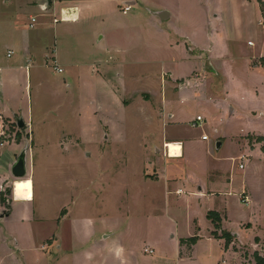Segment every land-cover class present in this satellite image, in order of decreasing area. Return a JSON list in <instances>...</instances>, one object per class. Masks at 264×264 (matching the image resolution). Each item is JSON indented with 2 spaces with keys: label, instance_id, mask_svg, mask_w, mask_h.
<instances>
[{
  "label": "rangeland",
  "instance_id": "1",
  "mask_svg": "<svg viewBox=\"0 0 264 264\" xmlns=\"http://www.w3.org/2000/svg\"><path fill=\"white\" fill-rule=\"evenodd\" d=\"M123 1L83 0L81 20L75 23H64L57 15L54 24L52 8L47 12L51 15H38V8L34 29L25 30L28 15L20 17L15 31L3 29L0 96L19 103L20 111H14L27 125L20 130L13 114L12 124L1 120L0 182L6 180L0 193V264H256L255 253L264 257V157L256 136L264 135V71L250 65L264 47V28L257 27L251 37L244 32L241 39L231 30L229 37L218 36L216 25L208 21L213 14L222 21L227 0H139L152 9L163 5L173 11L172 22L162 23L166 36L146 20L138 4L123 15ZM224 22L227 30L229 20ZM26 32L43 37L29 72L18 50L7 57L12 36L27 38ZM154 38L163 41L155 47ZM165 38H176L183 50L165 48ZM194 45L202 55L195 50L194 61L170 67ZM211 48L219 55L220 74H206L199 87L179 94L175 92L186 80L159 77L169 67L184 73L199 68L202 73ZM55 49L63 73L53 69ZM128 61L139 65L129 68L125 79L101 66ZM148 78L155 82L151 90ZM113 87H118L120 106ZM163 94L168 109L165 125L159 127L145 117L150 110L142 103H151L159 115ZM198 115L204 121L194 127ZM106 116L111 122H105ZM153 130L161 136L164 132L168 140L189 142L186 158L167 159L165 145L160 154L154 148L143 154L138 144L141 137L151 142ZM217 142L223 143L219 149ZM250 147L258 152L251 153ZM24 149L28 175L17 179L11 167ZM165 167L183 177L170 190L153 178ZM186 168L206 190L220 192L217 184L224 185L231 196L199 195L185 179ZM25 179L33 182L34 200L16 201L14 183ZM178 187L182 195L176 194ZM243 193L250 206L242 203ZM211 210L226 212V233L240 232L230 243L235 251L227 249L225 239L206 236L212 228L206 218ZM3 212L9 215L2 218ZM196 227L201 240L191 257L183 252L180 258L178 237L193 236ZM147 246L153 255L144 253ZM101 252L108 257H100Z\"/></svg>",
  "mask_w": 264,
  "mask_h": 264
},
{
  "label": "crops",
  "instance_id": "2",
  "mask_svg": "<svg viewBox=\"0 0 264 264\" xmlns=\"http://www.w3.org/2000/svg\"><path fill=\"white\" fill-rule=\"evenodd\" d=\"M78 2V4H74L73 2H75V0H0V39L2 38V34H3V29L9 28V29H13L15 31V29H18L19 26V22L18 20L20 19L21 16H29V18L31 19V21H29L28 23V27H25V30L27 29H34L35 25L37 23V16H33L34 12L36 10H39L38 8L41 9V14L38 15H51V13H47L48 11H50V9L52 8V12L55 15L54 20H58L56 17L57 15L60 16V21L64 22V23H75V22H79L81 20V14L83 12L82 7L80 5H83V0H76ZM123 1V0H122ZM124 5L126 6H130L131 9L127 12H122L123 15H128L129 12H131L133 10V6L137 5L140 10H142L143 12H145L144 14H146V20L149 23H153V26L156 27V30L160 31L161 34L164 33V29L162 26V23H167V22H172L173 18H174V13L172 10L165 8V6L160 5L158 6L159 8L156 9H152L150 8V6H146V4H144V2H140L139 0H124L122 2ZM126 3V4H125ZM125 6V7H126ZM155 6V4H154ZM216 7V5H215ZM142 11H140L142 13ZM161 11H166L168 15H166L165 19H161L158 15L153 14L152 12H161ZM37 15V14H36ZM2 16H7L5 19L1 18ZM143 16V13H142ZM212 19H210L208 22L212 25H216V32H218V36H221L223 38L229 37L230 36V30L233 33V35L237 38V39H241L244 37V32H247L248 35L251 37L254 34L256 35V29L257 27H262L264 25V0H227V12L223 13V18L222 21L219 18L218 14H213L212 15ZM46 17V16H45ZM33 18L36 19L33 22ZM216 19H218V22L216 21ZM229 20V24H227V30L224 29V25H225V20ZM54 24H57L53 21ZM171 31V30H170ZM172 32V31H171ZM27 33V32H26ZM36 33V32H35ZM165 34V33H164ZM163 34V35H164ZM21 35V36H19ZM166 35V34H165ZM19 36V37H18ZM167 36V35H166ZM43 39V37L41 35H36L34 36V34L30 35L29 33H27V38L25 36H22V34H18L17 36H12V40H13V47H11L10 49H8L7 51V57L11 58L14 54H15V50H18V52L20 53V58L24 59L25 62V69L26 72H29V70L31 69V61L32 58L34 57V49L36 48V45L38 43V41H41ZM18 40V41H17ZM101 40H99L100 42ZM163 39L158 40L156 38H154V45L156 47V43H160L162 42ZM251 42H249L250 44ZM164 47L173 51V50H183L182 45L180 44V41H178L176 38L173 40H169L168 38L164 39ZM199 46V45H198ZM198 46L194 45V47L191 48V52L190 54H185V57L183 56V54L180 57V62H178L177 60H174L171 62L172 66L170 67H176L177 65H183L186 62H192L194 54H195V50H198L200 55H202L203 50H201V48H199ZM9 51H12V54L9 55ZM54 56L53 58L54 60V65H58L62 70L63 68L57 63V50H53ZM205 56H206V60L204 62L203 68H201V72H198L196 69L199 68H192L189 71H187L186 73L182 71H177L174 72L171 70V68L169 67V69L164 68L162 69L160 76H163V78L166 75H170L172 82H177V81H182V80H186V85L180 87V90L175 92V93H185L187 91H189L193 86L194 87H199L198 84L199 83H204V80L206 78V74L209 76L211 75H219L220 71H218L217 68V62H219L220 58L218 57V53L216 50H213V48H211V50H207L205 52ZM184 57V58H183ZM264 58V47L262 49H260L258 52H256L254 54V56L251 58V65L250 68L252 69H257L258 71H264V67L261 66L260 64V60ZM120 61V60H119ZM139 64H136L135 62H118L117 64H115L114 66H106L103 67L104 64H101L103 70H105V72L107 71H112L116 72V74L119 76V78L121 77V79L125 76L126 72L128 71L129 68H137ZM95 69V68H93ZM140 69V68H139ZM64 72V70H63ZM62 72V73H63ZM111 73V74H112ZM125 73V74H124ZM139 73V72H138ZM115 74V73H114ZM133 74V73H131ZM198 75L200 76V78L198 79H194V75ZM124 75V76H123ZM146 75L148 76H152V75H156V74H152L151 73H146ZM109 77V75H107ZM107 76H102V77H98L101 78V80L104 79H108ZM125 79V78H123ZM149 79H147V83H149L148 87L151 90L152 86L155 84L154 81H150ZM194 81V84L192 83ZM119 81V80H118ZM113 89H115L114 92V97L116 98V105L120 106L121 105V101H119V90L118 87H113ZM160 103L163 106V112H161L159 115H163L162 120H158L157 116L159 117L158 113L151 109L152 105L151 103H142L144 105H142L143 107H149L148 109L150 110V115L147 114L145 117H149V119L151 120V124L154 123V125H158L160 127L161 122L163 123L162 126L165 125L166 122V117H165V109L167 108L164 105V94L161 95L160 97ZM212 101H214L212 99ZM210 100V102H212ZM120 102V103H119ZM218 102V101H216ZM223 103H229V100ZM19 103H8L5 98L3 96H0V123L1 120H8L9 123L12 124L13 120H11V114H13L16 118L18 117V114L15 112H19L20 110L18 107ZM102 107V106H100ZM103 108V107H102ZM168 109V108H167ZM15 110V111H14ZM161 110V109H160ZM235 109L230 107V113L233 114L235 113ZM197 117H201L202 121L198 122L196 121L194 124L198 125H202V122L204 121V118L200 115H198ZM23 118V117H22ZM105 118V116H104ZM153 118V119H151ZM174 116L171 115L170 119H173ZM24 119V118H23ZM107 119V116H106ZM25 121V119H24ZM26 122V121H25ZM105 122H111L108 119ZM15 123V121L13 122V124ZM199 123V124H198ZM27 125V122H26ZM161 126V127H162ZM1 129V128H0ZM154 131V130H153ZM150 132L153 133V137H152V141L151 142H145V139H142L138 144L139 148L142 150L143 154H147V152H151V149H155L156 154H160L162 152V148L160 147L161 145H166L169 142L172 143H180L182 146V155L181 157H176V158H172V157H167V159H171V160H180V159H185L186 158V143L189 144V142H184L182 140H168V138L165 136L164 132H161L162 136L159 135L157 132ZM252 134V133H249ZM145 138V135H143ZM206 136V135H205ZM257 137H264V135H256ZM167 139V140H166ZM202 140L206 141L203 139L202 136ZM218 143V142H217ZM221 143V147L223 145L222 142ZM262 146L264 145L260 143ZM250 152L251 153H257V150H252L250 147ZM262 157H264V153L262 152V150H260ZM244 154H242L241 156H239V158L243 157ZM188 161L185 160V164L186 167L188 166ZM242 165V164H241ZM240 165V166H241ZM187 169V168H186ZM244 169V166L243 168ZM157 174V175H156ZM154 172V175H156L154 178V182L156 184H158L160 181H163L164 187H166L168 190L171 189L172 186H177L180 182L181 179H179V174H178V170L175 169V172L173 175L170 174V170L167 169L165 167V169L163 168V170L160 173H156ZM153 176V175H152ZM186 178V181L192 185L194 188H198L199 191V195H203L204 198H215L216 196H231V188L230 187H226L224 185H218L217 184V188H219L220 192H215V191H211L209 188H204V186L202 187V185H200V182L198 177L192 172L189 171L187 169V173H185L184 175ZM6 179H4L3 181L0 182V193H1V187L4 184ZM231 184V183H229ZM176 194L177 195H182L184 193L183 189L178 187L176 188ZM1 195V194H0ZM19 201V200H16ZM22 202H27V201H22ZM250 206V204L248 205ZM0 209L4 211V207L3 204L1 202V198H0ZM209 212H216L219 214L220 218L222 219L221 222V230L217 231L218 235L221 236L222 232H225L224 226H223V221H227L228 220V216L226 214V212H222L219 210H211ZM208 212V213H209ZM207 213V215H208ZM9 215V213H5L3 212V214L1 215V217H7ZM152 216V215H149ZM156 216V215H155ZM207 220L210 222L212 228L210 229L209 233H207L206 236H208L209 239H217L219 242L221 240H219L220 238H216L213 236V232L216 231L214 224L212 223L211 220L208 219V216H206ZM193 223L196 225L197 223V219L195 218L193 220ZM197 227L195 228V234L193 236H186V237H182L179 236L177 243L179 244V248H180V258L183 255V252L186 253V255H189V257L192 256V253L195 249V247L197 246V244L199 243V241L201 240V237L197 234ZM230 234H232L231 232H229ZM235 233L237 236L235 237L234 234H232L233 238H237L238 236H240V232L237 231L233 232ZM192 237H198V240L196 242L195 245H190L188 242H183L182 241H187L188 239L192 238ZM104 238H108V236L105 235ZM95 244H98V240H95ZM149 247V246H147ZM146 249L152 250L151 247L149 248H145L143 251L145 254H149L146 252ZM229 250H234L233 245H229V247L227 248ZM153 251V250H152ZM235 251V250H234ZM154 251L152 254L153 255ZM106 256L108 257V255L103 254L101 252V256L102 258H106ZM60 261V260H59ZM180 262V259H179ZM180 264V263H179Z\"/></svg>",
  "mask_w": 264,
  "mask_h": 264
},
{
  "label": "bare ground",
  "instance_id": "3",
  "mask_svg": "<svg viewBox=\"0 0 264 264\" xmlns=\"http://www.w3.org/2000/svg\"><path fill=\"white\" fill-rule=\"evenodd\" d=\"M169 157L176 158L181 157L182 146L180 143H168L166 144ZM26 178V177H24ZM22 179V178H17ZM14 196L19 201H33V182L31 179L18 180L14 183Z\"/></svg>",
  "mask_w": 264,
  "mask_h": 264
},
{
  "label": "water",
  "instance_id": "4",
  "mask_svg": "<svg viewBox=\"0 0 264 264\" xmlns=\"http://www.w3.org/2000/svg\"><path fill=\"white\" fill-rule=\"evenodd\" d=\"M155 15H158L161 19H165L167 12H152ZM16 126L21 130L26 127V122L22 117H17L15 119ZM221 147V143L218 142L216 144V148L219 149ZM28 149H24L17 157L16 161L12 164L11 173L16 178H24L28 175ZM237 236L236 234L234 235Z\"/></svg>",
  "mask_w": 264,
  "mask_h": 264
},
{
  "label": "trees",
  "instance_id": "5",
  "mask_svg": "<svg viewBox=\"0 0 264 264\" xmlns=\"http://www.w3.org/2000/svg\"><path fill=\"white\" fill-rule=\"evenodd\" d=\"M260 64L262 67H264V58H262L260 60ZM257 142L263 143L264 137H258ZM0 143H2L1 137H0ZM262 152L264 153V145L262 146ZM207 216H208V219L212 221V223L214 224V227L216 229V231L213 232V236L216 238L225 239L226 247L228 248L231 241L233 240V236H232V234L226 233V232H222L221 236L218 235L217 231L221 230V222H222V219L220 218L219 214L216 212H209ZM197 240H198V237H192V238L188 239L187 241H182V243L188 242L190 245H195ZM256 241H258V239ZM254 260H255L256 264H264V257L258 253L254 254Z\"/></svg>",
  "mask_w": 264,
  "mask_h": 264
},
{
  "label": "built area",
  "instance_id": "6",
  "mask_svg": "<svg viewBox=\"0 0 264 264\" xmlns=\"http://www.w3.org/2000/svg\"><path fill=\"white\" fill-rule=\"evenodd\" d=\"M131 9V7L130 6H126L124 9H123V11L124 12H127V11H129ZM36 19H34L33 18V22L35 21ZM54 22L55 23H57L58 22V20H54ZM263 28H264V25H263ZM12 54V51H9V55H11ZM53 69L55 70V71H57L58 73H62L63 72V70L58 66V65H54L53 66ZM198 122H201L202 121V118L201 117H197V119H196ZM193 126L194 127H197V124H193ZM0 137H3L4 135H5V131H4V126H3V124L2 123H0ZM203 139L204 140H207L208 139V137L207 136H203ZM0 145H3L2 143L0 144ZM165 148H166V145H165ZM167 150V149H166ZM242 159H244L245 157L243 156V157H241ZM240 168H243V165H241L240 166ZM241 201H242V203H244V204H249V199H248V197L243 193L242 195H241ZM146 252L147 253H149V254H152L153 253V251L152 250H149V249H146Z\"/></svg>",
  "mask_w": 264,
  "mask_h": 264
}]
</instances>
